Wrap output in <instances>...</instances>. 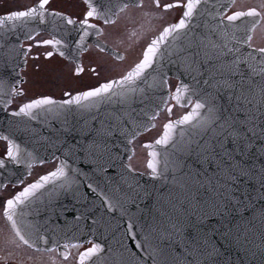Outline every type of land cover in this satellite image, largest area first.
<instances>
[{
    "label": "snow or ice",
    "instance_id": "obj_1",
    "mask_svg": "<svg viewBox=\"0 0 264 264\" xmlns=\"http://www.w3.org/2000/svg\"><path fill=\"white\" fill-rule=\"evenodd\" d=\"M80 4L78 14L51 0L0 14L5 112L26 95L17 69L33 49L80 61L73 78L91 56L96 78L8 112L21 119L0 134L3 188L17 189L0 204V264H264V0ZM173 10L174 22L161 24L126 70L105 75L127 59L107 42V26L151 24ZM175 107L187 111L173 119ZM162 112L158 138L142 144L147 171L138 172L135 141ZM41 121L43 143L64 159L53 153L60 163L26 183L16 174L46 163L25 140L36 139L28 126Z\"/></svg>",
    "mask_w": 264,
    "mask_h": 264
},
{
    "label": "flooded vegetation",
    "instance_id": "obj_2",
    "mask_svg": "<svg viewBox=\"0 0 264 264\" xmlns=\"http://www.w3.org/2000/svg\"><path fill=\"white\" fill-rule=\"evenodd\" d=\"M35 2V0H0V14H4L9 10L23 8L25 6H30ZM149 0H146L148 3ZM51 8L55 10H62L65 13L71 12L73 14H78L82 11V5L80 0H51ZM179 15L177 10L170 11L164 16V20H151L149 24V18L141 20L137 25L133 26L131 24L125 25L123 21L121 25L117 27L107 26V42L115 48L117 52L123 54L127 57L125 61H116L114 64V71L105 73L107 76H118L119 72H122L128 68V65L140 54L141 49L146 44L148 40L152 38L155 31L158 30L161 24L165 22H174L175 18ZM140 24L144 27L141 28ZM101 26H103L101 24ZM136 31V35H129V31ZM151 28V30H149ZM127 29V31H126ZM44 38H48V33H42ZM123 40V44L117 43ZM25 47H27V41L24 42ZM46 50L33 49L29 54L27 65H22L19 69L20 76L22 77V82L18 87L25 92L24 97L17 96L14 98L13 104L7 109V112L14 111L17 109L21 101L27 102L29 98H37L43 95H50L53 98L59 99L63 96V92L69 89L83 88L86 85L94 84L96 78L90 71V60L93 58L91 56H85L82 58L84 64V72L79 78H73V71L76 67V63L71 60H65L58 54H55L51 59H45L43 53ZM40 56L39 60H34L33 56ZM113 62V58H109V63ZM21 69H23L21 71ZM170 83L175 85L176 80H171ZM39 85L41 89L36 87ZM186 109L180 107H175L173 109V119L179 117L185 112ZM5 112V113H7ZM4 113V114H5ZM166 113H161L160 116L154 123L155 128L151 131H147L145 134L137 137L136 144L139 142L140 145L153 141L161 132L163 123L166 122ZM1 134V132H0ZM148 136V137H147ZM6 148V142L0 140V154H3ZM56 156H59L58 154ZM60 163V160L55 158L46 161L43 165H34L31 169L32 175L23 174L22 178L25 182H30L31 180L37 178L39 175L44 174L46 171L53 169L56 165ZM140 170V169H137ZM7 174H5L6 176ZM13 178V183L15 182V176ZM3 183H7L4 176H0V204H2L5 195L10 192H14L17 189L12 187V183L8 184V188H3ZM0 226H3V220L0 218ZM87 247V245H85ZM75 250H73V253Z\"/></svg>",
    "mask_w": 264,
    "mask_h": 264
},
{
    "label": "water",
    "instance_id": "obj_3",
    "mask_svg": "<svg viewBox=\"0 0 264 264\" xmlns=\"http://www.w3.org/2000/svg\"><path fill=\"white\" fill-rule=\"evenodd\" d=\"M21 39L23 40V37H21ZM22 60V58H21ZM23 63H21V66H22ZM19 69V68H18ZM17 69V71H18ZM4 110L2 108H0V112H3ZM15 119H21V118H15ZM29 129L31 130V132H34L36 135V139H30L31 140V148L28 149L29 151H33L35 150L39 156L41 157H44L46 160H48V154L49 153H55L56 154V150L54 148H52V152L50 151H46L45 149H40V146L39 145H43V140L41 139L42 135L44 134V130H43V121H41L40 123H35L33 122L32 124H30L29 126ZM27 135L29 134H26L25 135V138H26V141H28L29 139H27ZM22 146V145H21ZM148 151V149H147ZM51 158V157H50ZM35 163H38V162H35ZM34 163V164H35ZM140 179V182L141 184H144L146 182H148L149 180V177L147 175H144V176H140L139 177ZM69 218H71V216L69 215ZM134 243V242H133Z\"/></svg>",
    "mask_w": 264,
    "mask_h": 264
},
{
    "label": "rangeland",
    "instance_id": "obj_4",
    "mask_svg": "<svg viewBox=\"0 0 264 264\" xmlns=\"http://www.w3.org/2000/svg\"><path fill=\"white\" fill-rule=\"evenodd\" d=\"M36 87H38L39 89H41V87L39 85H37ZM136 142L137 141H135V145H134L135 148H136V156L134 158V163H135L137 169L146 171V168H145L146 151L140 145V143H139L140 141L137 144H136Z\"/></svg>",
    "mask_w": 264,
    "mask_h": 264
}]
</instances>
